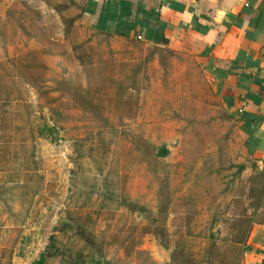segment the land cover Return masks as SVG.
<instances>
[{
  "label": "rangeland",
  "instance_id": "1",
  "mask_svg": "<svg viewBox=\"0 0 264 264\" xmlns=\"http://www.w3.org/2000/svg\"><path fill=\"white\" fill-rule=\"evenodd\" d=\"M80 1L0 18V258L234 264L264 188L237 123L190 59L96 34Z\"/></svg>",
  "mask_w": 264,
  "mask_h": 264
},
{
  "label": "crops",
  "instance_id": "2",
  "mask_svg": "<svg viewBox=\"0 0 264 264\" xmlns=\"http://www.w3.org/2000/svg\"><path fill=\"white\" fill-rule=\"evenodd\" d=\"M16 1L0 0V18ZM80 5L81 23L96 34L190 59L237 123L264 187V0H81ZM260 195L255 216L245 210L239 221L246 226L235 224L231 231L238 234L230 246L239 255L234 264H264V188ZM162 255L154 263L170 262Z\"/></svg>",
  "mask_w": 264,
  "mask_h": 264
},
{
  "label": "trees",
  "instance_id": "3",
  "mask_svg": "<svg viewBox=\"0 0 264 264\" xmlns=\"http://www.w3.org/2000/svg\"><path fill=\"white\" fill-rule=\"evenodd\" d=\"M51 257H53V255L51 254L50 250L47 249V251L44 252L41 255V257L37 261L34 262V264H46L47 260ZM95 264H102V263L100 261H97Z\"/></svg>",
  "mask_w": 264,
  "mask_h": 264
}]
</instances>
